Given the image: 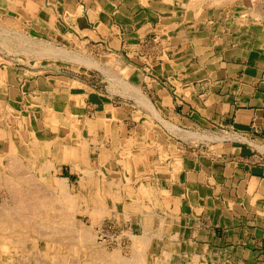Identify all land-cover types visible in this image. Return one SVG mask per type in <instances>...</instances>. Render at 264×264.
Wrapping results in <instances>:
<instances>
[{
  "label": "crops",
  "instance_id": "crops-1",
  "mask_svg": "<svg viewBox=\"0 0 264 264\" xmlns=\"http://www.w3.org/2000/svg\"><path fill=\"white\" fill-rule=\"evenodd\" d=\"M164 2L0 0L29 32L111 55L128 85L0 58V155L79 184L90 224L132 225L104 264H264V4Z\"/></svg>",
  "mask_w": 264,
  "mask_h": 264
},
{
  "label": "rangeland",
  "instance_id": "rangeland-1",
  "mask_svg": "<svg viewBox=\"0 0 264 264\" xmlns=\"http://www.w3.org/2000/svg\"><path fill=\"white\" fill-rule=\"evenodd\" d=\"M182 1L184 6L188 5L189 0H174L172 3L180 4ZM184 6L176 7L180 9ZM27 30V23L0 15L1 59L42 64L48 71L81 79L92 88L109 92L114 88L120 92L128 91L127 82L122 79L125 70L111 55L101 56L94 47L85 48L79 42L60 40V44L54 43L47 36L42 37ZM60 53L64 56L61 57ZM218 132L223 133L222 130ZM8 153L4 158L0 155V264H104V258L112 257L111 251H103L106 248L127 249L130 235L136 234L129 222L119 224L112 220L110 214L107 218L99 219L98 224H90L87 211L82 208L86 199L78 191L79 184H75L76 187L65 186L66 183L51 175L47 167H34L28 161H20L23 166L19 167L20 173L25 175L18 176L15 173L17 170L13 171L15 151L10 149ZM96 181L100 182L101 179L97 178ZM66 194L73 198L74 207H70ZM18 196L27 197L30 201L35 196L39 201L34 208L25 209L17 205ZM7 216L14 223H8ZM10 227L14 231L6 232ZM85 233L88 237L94 235L85 240L86 243L80 240ZM101 252L110 255L105 257L104 254L100 255ZM216 259L219 260L216 264H232L229 257Z\"/></svg>",
  "mask_w": 264,
  "mask_h": 264
},
{
  "label": "bare ground",
  "instance_id": "bare-ground-1",
  "mask_svg": "<svg viewBox=\"0 0 264 264\" xmlns=\"http://www.w3.org/2000/svg\"><path fill=\"white\" fill-rule=\"evenodd\" d=\"M166 1L173 2V0H166ZM183 3H184V2L182 1V2H180V4H177V5L184 6ZM257 12L259 13V11H257ZM257 12H256V13H257ZM56 52H57V51H56ZM54 53H55V52H54ZM63 53H64V52H63ZM63 53H62V54H63ZM60 54H61V53H60ZM62 54H61V57L64 56V55H62ZM57 55H58V54H57ZM66 55H67V54H66ZM12 160H13L12 162H13V165H14V170H13V171L17 170V171H15V173H17L18 176H19V175H25L24 173H23V174L20 173L21 170L19 169V167H21V168L23 167V166H21V164H20L21 162H20L19 160H17V159H15V160L12 159ZM9 164H10V162H9ZM11 164H12V163H11ZM10 166H11V165H10ZM12 168H13V167H12ZM18 171H19V172H18ZM26 174H27V173H26ZM27 175H29V174H27ZM3 177H4V176H3ZM29 177H31V176H29ZM34 178H35V177H34ZM28 182H29V181H28ZM14 183H15V182H14ZM8 184H10V183H8ZM8 184H7V185H8ZM32 184H33V183H32ZM14 185H15V184H14ZM34 185H35V184H34ZM34 185H33V187H34ZM8 186H10V185H8ZM19 187H20V186H19ZM17 189H18V188H17ZM37 189H38V188H37ZM15 190H16V189H15ZM13 191H14V190H13ZM37 192H38V191H37ZM66 195H67V194H66ZM66 197H68L67 200H69V202L71 203V204H70V205H71L70 207H74L73 204H72V203H73V198H72L71 196H68V195H67ZM16 199H18V200H17L18 202H16V203H18L17 205H20L21 207H23V208H25V209H28V208H34V205L37 204L38 201H39V199H36L35 196H34V199H32L31 201H30L29 198H27V197L25 198V197H23V196H18ZM67 202H68V201H67ZM40 205H41V203L39 204L38 208L40 207ZM16 207H18V206H16ZM40 209H41V208H40ZM67 213H68V212H67ZM64 216H65V215H64ZM7 217H8V216H7ZM7 220H9L8 223H14L13 220H12L10 217H8ZM38 224H39V223H38ZM64 229H65V228H64ZM4 230H5V229H4ZM8 231H12V232H13L14 230H12L11 227H10V228H7V229H6V232H8ZM38 231H39V230H38ZM86 231H87V230H86ZM93 231H94V230H93ZM90 232H91V231H90ZM90 232H88V233L90 234ZM92 234H93V233H92ZM82 236H83L82 239L80 238L81 236H80L79 238H80V240H81L82 242H85V243H86L85 240H89V238L94 237V235H93V236L91 235V237H88V234H87V233L83 234ZM85 243H84V244H85ZM88 243H89V242H88ZM85 246H86V245H85ZM90 246H91V245H90ZM94 247H96V246H94ZM5 248H6V247H5ZM85 249H86V248H85ZM90 250H91V249H90ZM96 250H97V249H96ZM86 251H87V250H86ZM87 252H88V251H87ZM88 254H90V253H88ZM100 255H102V254L100 253ZM95 256H96V255H95ZM96 257H97V256H96ZM98 257H99V256H98ZM98 257H97V258H98ZM100 258H101V257H100ZM115 259H117V258H115ZM122 259H123V258H122ZM116 261H117V260H116ZM121 262H123V261H121ZM124 262H125V261H124ZM124 262H123V263H124ZM95 264H96V262H95Z\"/></svg>",
  "mask_w": 264,
  "mask_h": 264
}]
</instances>
